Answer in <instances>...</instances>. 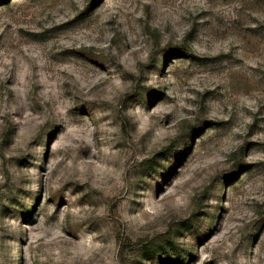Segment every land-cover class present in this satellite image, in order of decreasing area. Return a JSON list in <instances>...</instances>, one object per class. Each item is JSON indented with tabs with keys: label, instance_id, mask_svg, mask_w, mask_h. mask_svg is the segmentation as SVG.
<instances>
[{
	"label": "rangeland",
	"instance_id": "374dc122",
	"mask_svg": "<svg viewBox=\"0 0 264 264\" xmlns=\"http://www.w3.org/2000/svg\"><path fill=\"white\" fill-rule=\"evenodd\" d=\"M0 264H264V0H0Z\"/></svg>",
	"mask_w": 264,
	"mask_h": 264
}]
</instances>
